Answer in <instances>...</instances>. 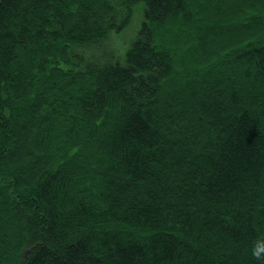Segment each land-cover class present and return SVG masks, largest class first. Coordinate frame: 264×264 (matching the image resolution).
Instances as JSON below:
<instances>
[{"label":"trees","instance_id":"obj_1","mask_svg":"<svg viewBox=\"0 0 264 264\" xmlns=\"http://www.w3.org/2000/svg\"><path fill=\"white\" fill-rule=\"evenodd\" d=\"M256 246L264 0H0V264H264Z\"/></svg>","mask_w":264,"mask_h":264},{"label":"rangeland","instance_id":"obj_2","mask_svg":"<svg viewBox=\"0 0 264 264\" xmlns=\"http://www.w3.org/2000/svg\"><path fill=\"white\" fill-rule=\"evenodd\" d=\"M140 7H141V3L139 2V3H137L136 11H135V13L137 12L136 14H137V16H138V20L136 21V24H135V28H134V30H133V27H132V28L130 29V33H127V34H126V32L121 33V35H120L118 38L115 39L117 45H119V46H123V45L127 42V40H129V38L131 37V33H132V31H133L132 34L135 33V30H136V28L138 27V24H139V22H140V20H141V17H142V10H141Z\"/></svg>","mask_w":264,"mask_h":264},{"label":"clouds","instance_id":"obj_3","mask_svg":"<svg viewBox=\"0 0 264 264\" xmlns=\"http://www.w3.org/2000/svg\"><path fill=\"white\" fill-rule=\"evenodd\" d=\"M251 254L255 256L258 261H264V247H253L251 250Z\"/></svg>","mask_w":264,"mask_h":264}]
</instances>
